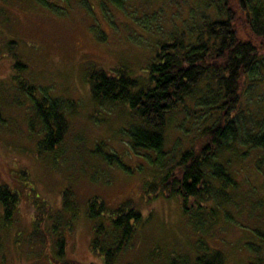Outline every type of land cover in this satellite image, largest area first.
<instances>
[{
    "label": "rangeland",
    "instance_id": "1",
    "mask_svg": "<svg viewBox=\"0 0 264 264\" xmlns=\"http://www.w3.org/2000/svg\"><path fill=\"white\" fill-rule=\"evenodd\" d=\"M45 3L0 0V188L16 196L10 221L0 201V264H53L60 239L52 230L54 222L65 237V255L75 264H195L198 256L212 253L225 264L264 263V148H250L239 136L238 154L218 155L216 161L228 163L233 181L209 203L218 206L216 216L202 214V225L198 216L193 219L200 231L178 198L144 190L149 180L157 186L154 179L184 150L200 145L198 134L214 123V108L220 103L213 98L218 85L212 77L196 86L169 117L161 165L151 163L154 152L132 148L127 131L140 125L132 109L124 102L95 98L88 81L95 70L126 68L142 83L160 46L172 36L183 35L186 43L195 40L208 21L217 19L219 0ZM235 14L239 39L262 42L249 34L242 12ZM16 63L25 66L22 73L14 68ZM251 79L261 83L244 82L237 122L253 135L264 131V68ZM18 81L38 88L35 99L61 104L66 130L53 152L43 150L45 133L34 117V100L20 90ZM201 100L215 106L208 109ZM66 191L77 208L73 219L63 208ZM93 198L109 211L132 204L143 217L131 246L108 263L93 250V242L115 232L108 213L98 222L86 218ZM59 213L64 215L61 223L56 221ZM114 239L107 237L110 243Z\"/></svg>",
    "mask_w": 264,
    "mask_h": 264
},
{
    "label": "trees",
    "instance_id": "2",
    "mask_svg": "<svg viewBox=\"0 0 264 264\" xmlns=\"http://www.w3.org/2000/svg\"><path fill=\"white\" fill-rule=\"evenodd\" d=\"M38 1L46 5L45 0ZM218 7L217 19L208 21L195 40L186 43L182 39L183 35L179 38L172 36L170 41L162 44L155 59L148 66L147 77L142 83L133 78L132 74L130 76V71L126 68L112 72L95 70L88 76L95 98L100 101L124 102L132 109L131 115L140 121L139 126L127 131L132 148L154 152L156 156L151 162L154 165H161L158 164L159 159L165 156L164 131L169 117L185 102L186 96L190 95L196 86L208 76L212 77L218 85V91L213 98L219 99L218 104L220 103L214 108L213 114L216 113L214 123L198 134L196 140H202L200 145L184 150L171 168L153 178L157 179V186L153 180H149L144 188L151 196L162 194L167 198H178L183 213L190 220L198 216L196 221L201 225L202 214L216 216L218 206L209 203L212 199L216 200L226 188H230L233 181L225 167L228 163L224 165L216 161L218 155L227 152L231 154L228 155L229 158L238 154L239 149L235 144L239 136L250 148H264V131L253 135L246 134L247 132H244V128L237 122L244 82L254 83L253 86L255 83H261L251 78L257 76L259 70L264 68V0H219ZM235 12H242L251 31L249 34L261 39L262 42L255 44L239 39L233 23ZM14 68L22 73L25 66L16 63ZM18 86L34 100L36 109L34 117L42 133H45L42 141L43 150L53 152L55 146L62 141L66 130L65 119L63 120L61 117L63 114L60 113L61 104L47 97L46 99L42 97L41 100L35 99L38 90L35 85L28 86L18 81ZM212 95L211 93V97ZM201 101L208 106V109L215 106L214 102ZM241 133L244 134L243 137ZM110 160L113 158L110 157ZM227 194L228 192L225 193ZM223 197L224 195L219 199ZM15 199V193L7 187L0 188V201L4 205L6 221L12 219ZM69 200V192L66 191L63 194V208L73 219L77 208ZM196 210L198 212L195 214ZM106 213L110 216L115 233L106 235L101 241L94 240L93 250L108 263L118 253L131 246L136 230L143 224V217L132 204L126 203L119 210L109 211L98 198L88 202L85 213L88 220L98 222ZM61 216H64L63 213ZM61 216L59 213L56 218L58 223H61L59 220ZM43 218L40 219L44 221ZM198 222L194 221L193 225L197 231H200ZM53 225L58 228L54 230ZM51 226L60 237L56 243L53 264H75L65 255L66 240L59 224L54 222ZM48 227L49 225L47 230ZM65 227L70 228L68 224ZM97 232L101 233L100 224L97 225ZM110 236L115 238L112 243L107 240ZM195 262V264H225L222 257L216 253L210 256H198Z\"/></svg>",
    "mask_w": 264,
    "mask_h": 264
}]
</instances>
